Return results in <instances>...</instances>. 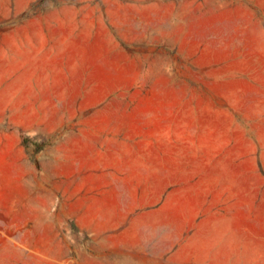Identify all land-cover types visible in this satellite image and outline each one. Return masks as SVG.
Instances as JSON below:
<instances>
[{
    "label": "rangeland",
    "instance_id": "1",
    "mask_svg": "<svg viewBox=\"0 0 264 264\" xmlns=\"http://www.w3.org/2000/svg\"><path fill=\"white\" fill-rule=\"evenodd\" d=\"M171 194L264 264V0H0V264L161 248Z\"/></svg>",
    "mask_w": 264,
    "mask_h": 264
},
{
    "label": "crops",
    "instance_id": "2",
    "mask_svg": "<svg viewBox=\"0 0 264 264\" xmlns=\"http://www.w3.org/2000/svg\"><path fill=\"white\" fill-rule=\"evenodd\" d=\"M110 183L105 181L98 193L105 196L124 195L123 190L118 189L123 185ZM83 192L88 195L94 189L84 185ZM216 197L197 201L191 196L168 195L161 211L178 216L181 227L166 232L169 236L161 248H149L142 240L128 246L120 238L102 237L108 230L87 228L82 233L93 238L86 257L93 264H252L251 243L243 244L235 230L229 232L221 227L228 214L238 208L237 204L229 205L220 197L221 201H217ZM199 216L203 219L197 222ZM105 244H111V247L105 248ZM245 245L248 246L247 256ZM83 264L88 263L83 261Z\"/></svg>",
    "mask_w": 264,
    "mask_h": 264
}]
</instances>
